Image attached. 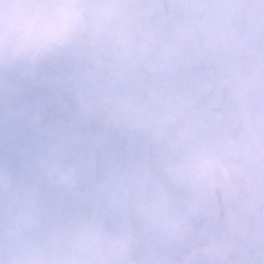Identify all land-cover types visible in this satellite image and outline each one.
I'll return each mask as SVG.
<instances>
[{
  "label": "clouds",
  "instance_id": "clouds-1",
  "mask_svg": "<svg viewBox=\"0 0 264 264\" xmlns=\"http://www.w3.org/2000/svg\"><path fill=\"white\" fill-rule=\"evenodd\" d=\"M0 264H264V0H0Z\"/></svg>",
  "mask_w": 264,
  "mask_h": 264
}]
</instances>
